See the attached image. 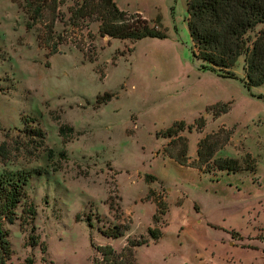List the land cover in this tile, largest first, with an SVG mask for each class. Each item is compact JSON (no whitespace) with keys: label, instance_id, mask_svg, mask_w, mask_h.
I'll use <instances>...</instances> for the list:
<instances>
[{"label":"rangeland","instance_id":"obj_1","mask_svg":"<svg viewBox=\"0 0 264 264\" xmlns=\"http://www.w3.org/2000/svg\"><path fill=\"white\" fill-rule=\"evenodd\" d=\"M74 1L58 5L63 17L53 31L61 35L59 51L48 54L37 37L42 27L26 28L20 0H0V174L29 171L26 188L35 209L33 232L28 225L20 229L18 219L6 225L13 250L7 263L31 255L34 264H42V256L48 264H92L99 254L91 241L119 250L127 238L147 236L157 199L167 204L155 223L161 236L134 247L138 264L258 259V235H264V84L243 86V56L232 68L237 79L200 68L191 55L185 0H114L147 20L158 16L167 28L165 38L133 43L100 36L97 21L88 22L83 39H74L76 28L64 24ZM106 92L113 97L96 105V96ZM216 102H230V109L214 119L205 109ZM199 114L203 132L181 133L190 158L197 157L199 138L224 127L231 134L222 157L242 168L248 151L254 174L215 168L202 173L163 153L168 139L159 132L176 120L193 123ZM23 123L37 126L43 138ZM218 134L223 137L222 130ZM116 223L129 225L122 237L112 240L98 231ZM31 233L46 245L44 254L27 244Z\"/></svg>","mask_w":264,"mask_h":264},{"label":"trees","instance_id":"obj_2","mask_svg":"<svg viewBox=\"0 0 264 264\" xmlns=\"http://www.w3.org/2000/svg\"><path fill=\"white\" fill-rule=\"evenodd\" d=\"M63 1L20 0L18 3L27 15L26 28L31 29L36 24L42 27L37 37L40 44L48 48V54L59 51L57 45L60 43L61 35L54 36L53 26L56 20L63 17L58 11V5ZM185 5L186 26L192 43L191 55L200 63V68L215 72L221 77L237 79L238 76L232 68L238 58L243 56L244 76L238 78L243 86L250 90L252 87L264 84V0H185ZM68 12L69 16L64 24L79 31L76 34V31L71 30L74 39L84 38L83 30L87 28L89 21L98 22L100 36L128 40L132 43L146 37L161 39L167 37V28L162 25L158 16L147 20L137 11L130 12L119 8L114 0H75L68 7ZM258 24H262V27L255 31ZM249 32L254 33L250 35ZM86 35L90 36L89 31ZM53 39L56 40L52 41ZM111 97L113 93L110 92L97 95L95 104L105 103ZM228 109L229 102H216L207 106L205 112L217 117L226 113ZM204 126L203 114H199L190 124H186L183 120L172 122L159 132L161 137L168 139L162 148L163 153L177 164L196 168L202 173H209L213 168L227 173L241 169L253 172L254 160L248 153L244 154L245 166L242 168L234 158L214 157L216 150L229 141L231 131L224 127L220 128L223 133L220 139L218 138L220 129L199 138L196 148L197 157L190 159L187 137L181 133L185 129L201 132ZM25 129L30 134L43 138L41 129L37 126L26 125ZM211 138L216 139L214 142H209ZM248 161L251 162L249 165H247ZM29 176V171H4L0 174V264H8L7 261L13 253L6 225L18 219L20 229L25 228L26 225L31 227L32 232L34 229L32 222L35 209L29 201L26 188ZM150 178L154 179V176L145 177L146 180ZM155 204L152 215L154 225L147 227V236L140 235L138 239L127 238L126 243L119 250L109 243L94 244L91 241V245L99 254L92 259V264H138L134 256V247L146 244L149 239L157 240L161 236L160 228L155 226V223L161 221L167 204L161 199H157ZM18 208H20L19 214ZM127 229H129L128 224L116 223L106 228H98V231L106 238L115 240L122 237ZM38 239L36 234L31 233L28 235L27 244L38 245L41 253L44 254L46 245ZM41 260L42 264H48L44 256ZM19 264H34L33 257L27 255Z\"/></svg>","mask_w":264,"mask_h":264},{"label":"crops","instance_id":"obj_3","mask_svg":"<svg viewBox=\"0 0 264 264\" xmlns=\"http://www.w3.org/2000/svg\"><path fill=\"white\" fill-rule=\"evenodd\" d=\"M233 71V70H232ZM242 73H243V71H242ZM244 76V74L242 75V77ZM241 78V77H240ZM260 86V85H259ZM251 89V88H250ZM209 106V105H208ZM229 109H230V102H229ZM229 109H228V111H229ZM227 111V112H228ZM226 112V113H227ZM226 113H223V114H221V115H219V116H217V117H213L214 119H217V118H219V117H221L222 115H224V114H226ZM220 125H222L223 126V124H220ZM205 127V126H204ZM204 129V128H203ZM201 132H203V130L201 131ZM201 132H199V133H201ZM229 141H230V138H229ZM229 141L227 142V144L229 143ZM226 144V145H227ZM224 147H225V145H224ZM224 147L222 148V149H220V152H218V154L215 156L214 155V157H222V156H225L224 154H222L221 153V150H223L224 149ZM196 148H197V146H196ZM245 150V149H244ZM245 153H248L250 156H251V154L248 152V151H244V154ZM190 157V156H189ZM227 157H229V156H227ZM252 157V156H251ZM171 159V158H170ZM191 159V158H190ZM200 172V171H199ZM235 173V172H234ZM253 174L255 173V168H254V170H253V172H252ZM256 181H257V179H256ZM259 237H260V245L259 246H256V248L258 247V248H260L261 249V252H262V255L257 259V258H254V260H252V261H249L248 263H246V264H264V235H263V233H260L259 235H258ZM252 246V245H251Z\"/></svg>","mask_w":264,"mask_h":264},{"label":"water","instance_id":"obj_4","mask_svg":"<svg viewBox=\"0 0 264 264\" xmlns=\"http://www.w3.org/2000/svg\"><path fill=\"white\" fill-rule=\"evenodd\" d=\"M106 37V36H105Z\"/></svg>","mask_w":264,"mask_h":264}]
</instances>
